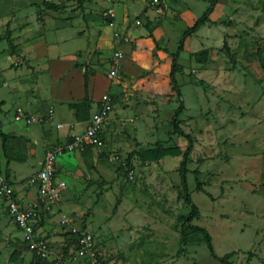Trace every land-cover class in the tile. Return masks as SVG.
I'll return each instance as SVG.
<instances>
[{"label": "rangeland", "instance_id": "rangeland-1", "mask_svg": "<svg viewBox=\"0 0 264 264\" xmlns=\"http://www.w3.org/2000/svg\"><path fill=\"white\" fill-rule=\"evenodd\" d=\"M211 1L0 0V123L12 124L6 130L36 136L52 118L67 122L72 115L62 105L89 97L92 74L95 96L111 89L109 115L115 119L112 126L105 125L101 148L64 151L56 158L54 176L64 183L57 203L38 206L36 194L33 202L25 204L27 196L22 200L27 207L18 204L34 208L32 238L40 242L43 257L0 205V264H91L88 258L74 257L73 229L90 233L96 258L104 264H221L200 234L186 230V244L180 241L190 212L179 176L187 141L172 134L173 115L181 104L178 126L192 141L186 182L199 210L191 225L208 232L218 258L264 264V0H218L208 23L184 40L175 75L181 98L168 79L163 84L154 80L152 72L163 60L136 78L108 77L117 66L120 72L121 61L131 59L122 50L133 43L129 31L143 29L145 34L147 28L156 42L154 59L160 51L170 60L183 32ZM118 9L125 10L120 22ZM124 23L125 29H119ZM104 25L114 29L110 47ZM117 51L122 57L114 67ZM117 87L119 95L114 94ZM101 99H93L90 110ZM32 107L38 111H30ZM17 109L34 120L16 122ZM61 130L62 125L49 126L42 136L57 141ZM65 130L55 147L72 137L71 129ZM49 147H43L45 155ZM1 153L0 144V159ZM21 157L6 158L21 162ZM32 164L37 168L36 161ZM26 174V167L24 177L16 176L9 164L0 167L13 197V187L21 195L35 187H29Z\"/></svg>", "mask_w": 264, "mask_h": 264}, {"label": "crops", "instance_id": "crops-1", "mask_svg": "<svg viewBox=\"0 0 264 264\" xmlns=\"http://www.w3.org/2000/svg\"><path fill=\"white\" fill-rule=\"evenodd\" d=\"M121 12L124 13L125 10H122V11H120L119 9L117 10V14H118L117 17L119 18L118 19L119 22H120V20L122 18L121 17L122 16ZM146 14L148 15L147 12H146ZM126 25L127 24H125L124 26L119 27V29L124 30ZM102 28H103V33L102 34H104V36L106 38V44L108 43L107 47H110L111 44H112V41H113L112 35H113L114 29L111 28L109 25H104ZM117 28H118V26H117ZM143 31H144L143 29L139 30V32L137 30L131 31V32L129 31L128 35H130L131 40H133V43H132L131 46H129V44H126L122 48V50L125 53H129V56L131 57V59H130V61L126 60V61H121L120 62V65H119L120 66L119 67L120 78L124 79V80L126 79L125 77H127V78L129 77V79H130V77H135L136 78V77L139 76V73H140L141 70L142 71H143V69L146 70V69H148V67H149V69H151L152 66L153 67H155V66L157 67V65L159 63V60L160 61L163 60L162 61L163 64L161 66L158 65V68H156L154 70V72H152V74L153 75H155V74L157 75L154 78V80L156 82L161 83V84L166 83L167 79L169 80L168 75H169V72H170L171 59L169 60V58H168L169 56L168 55H164V57L162 55H159L162 52L158 51L157 52L158 55L156 54L157 55V60H155L154 57H153V53H154L155 43L156 42L154 43L153 34H151V32L149 30H147V28L145 30V34L143 33ZM149 35H151V36H149ZM170 54H172V53H170ZM130 69H133L134 71H136V73H130L129 72ZM91 80H92L91 83L88 85V87L86 89V91H88V96H89L88 98L90 99V102H92L93 99L95 100V98H100L101 99L102 96L104 94H106V92L104 91V93L101 92L100 94H98V96H95L94 92H95V87H97V81H96V77L93 76V74H92ZM92 85L94 87V90L92 88ZM111 86H113V84H111ZM150 87L152 88V90L154 92V85H150ZM109 91L111 92V89ZM58 92L59 93L61 92L60 91V87H59V91ZM60 94H63V93H60ZM84 94H85V92L83 91L82 94H80L79 97L84 96ZM114 94L115 95H119L120 94V87H117V89L114 91ZM63 95H65V94H63ZM154 95H156V93H154ZM64 97H66V95ZM64 97H61L58 100H62ZM123 97H125V96H123ZM58 100H55V101L57 102ZM116 100L117 99H115V102L113 103V108H117V106H119V104H117L118 102ZM21 102L22 103H20L21 104L20 106H24L25 105V103H24L25 101L21 100ZM37 106L39 107V109L42 108L43 111L45 110V109H43L44 107H42L43 106L42 104L38 103ZM62 106L64 108H66L67 110H69L68 106L67 107L64 106V105H62ZM38 107H32V109L30 111L36 112V111H38V109H37ZM91 107H92V109L90 110L91 111L90 112L91 113L90 118H91V116H93V114L95 112L98 111L99 104L97 102L92 103ZM48 110H49V108H48ZM48 110L44 111L45 114H47ZM68 112H69L70 115H72V118L70 117L67 122H65V123L56 122L55 123L53 118H52L51 122L48 123L50 127H54L57 124L62 125V130L60 131V134H59V132H56L57 141H59L61 138H63V136H65V133H66L65 129H67V128L69 130L71 129V131L69 132V135L73 136L75 134L82 133L85 130V127L87 125L88 121H84V122L76 121L74 119V116H73L71 110H69ZM110 115L108 116V123L106 125L108 127H110L111 123L114 122L113 120H115V119H113L114 115L112 113ZM11 125H12L11 123L8 124V122H5V121L0 123V127L2 128V132H4V134L8 133L9 136L13 137L12 139L7 141V143H6V148H5L6 149V155H4V152H3V149H2V143H1V140H0L1 150H2V153H1L2 158L0 159V167L2 165L3 166H5V165L8 166V164H9V168L12 171H14L15 175L16 176H21V177H24L22 175V172H23V168L26 167L27 171L29 172V174H26L25 177H28L26 179V180H28L30 177L36 175L41 169L42 163H43L44 158H45L44 157L45 156V154H44L45 151H43V147L44 146L45 147L50 146L49 148L52 149V148L55 147L53 144H55L57 141H55V138L54 139L53 138H49L47 141L44 140L42 135H43L44 130L49 128V126L47 124L45 126H41V130L37 131L36 136H30L28 134L27 135L26 134H19L18 135L17 133L14 134V132L12 130H10L11 132L6 130V129L10 128ZM105 127H104V130H105ZM108 127H107V129H108ZM104 132L105 131H103L102 135H101L102 139H103ZM70 140H71V138L68 139L67 141L63 142V143L65 144L66 142H69ZM6 157H9V158H20L21 157L23 161L15 162V160L12 159V160H9V162H8V159ZM3 161H5V163ZM33 161H36L37 168L34 167L36 165L32 164ZM58 170H59V165L56 162V173H57ZM55 181L56 182H58V181L59 182L60 181L63 182L62 180H59L57 176H55ZM27 187H28V185H27ZM29 187H32V186H29ZM13 189H14V199L17 201V203L21 207H27V206H24V204L22 205V200L26 196H27L28 199H27L25 204L33 202L31 200H34L35 196L37 194L36 187H33L34 191L30 189L28 194L23 193L22 195L19 192V191H21L20 189H19V191H16V189L14 187H13ZM0 205H2L4 207V204H3V202L1 200H0ZM70 251H71V249H69V252Z\"/></svg>", "mask_w": 264, "mask_h": 264}, {"label": "built area", "instance_id": "built-area-1", "mask_svg": "<svg viewBox=\"0 0 264 264\" xmlns=\"http://www.w3.org/2000/svg\"><path fill=\"white\" fill-rule=\"evenodd\" d=\"M158 0H150L151 4L157 3ZM109 17H114L113 11H108ZM137 24H139L137 22ZM115 36H118L115 34ZM127 40L126 37L123 38ZM122 57V52L117 51L113 54V61L117 66L119 59ZM118 68V66H117ZM117 68H113L108 77L110 79H119V71ZM111 107V99L109 94H104L100 101L98 111L89 119L85 130L80 134H75L71 137L69 142H66L63 146H58L47 151L44 161L42 163L40 171L29 178L28 184L35 186L37 189L38 199L36 205L44 206L48 208L50 205L58 202L60 193L64 188V183H58L55 181L54 173L56 172V158L60 156L64 151L71 152L77 150H84L87 148H101L102 147V132L105 125L108 123V115ZM48 116L53 115L51 109L47 112ZM14 120L16 122L23 121L25 124H29L34 118L24 113L21 109H17ZM0 200L3 202L5 208L9 214L14 217L15 223L18 225L21 231L30 239V248L39 250V254L43 257L42 247L40 242H37L33 236V228L31 227L32 221L35 218L34 208H21L17 201L13 197L12 188L0 177ZM74 237V257L88 258V262L91 264H103L102 260L98 261L93 249V240L89 232L84 230L71 231ZM73 251H70L71 254ZM87 262V263H88Z\"/></svg>", "mask_w": 264, "mask_h": 264}, {"label": "trees", "instance_id": "trees-1", "mask_svg": "<svg viewBox=\"0 0 264 264\" xmlns=\"http://www.w3.org/2000/svg\"><path fill=\"white\" fill-rule=\"evenodd\" d=\"M81 2V0H79ZM218 2V0H212L209 4V7L205 10V12L193 23L191 27L186 29L180 41L178 42V47L176 49L175 53L170 54V72L168 75L169 78V85L171 87V90L176 94V97L181 98V93L179 90L178 83L176 81L175 75L180 71V65L178 64V56L180 52H182L183 49V44L184 40L187 37L192 36L195 32H197L203 25L208 23L209 19V14L211 13L212 9L214 8L215 4ZM47 9L53 10L52 5H47ZM150 34V33H149ZM151 36V35H149ZM10 37L7 38V43L10 46L11 51L15 48ZM85 78L87 79V76L85 74ZM85 79V83H86ZM90 100L87 96H84L83 100L80 103H72L68 105L69 110L73 111V116L76 121L79 122H84L88 121L90 118ZM183 110V105L181 104L176 112L173 115V122H172V134H179L180 136L184 137L187 141V147L185 148L183 155H182V160L180 163V168H179V176H180V183H181V189L183 192V200L185 205L190 209V212L184 217L183 219V224H182V231H181V236H180V241L183 245L186 244V236H185V231L186 230H191L194 233L200 234L203 237L204 242L206 243V246L208 250L210 251V255L214 259H218L221 264H231L226 256L218 258L216 254L213 251L212 244H211V238L208 234V232L201 228L197 227L195 225H191L192 220L197 219L199 216V210L198 208L194 205V203L191 200V197L188 193V187H187V182H186V162L188 160L190 151L192 149V141L189 137V135L184 134L181 129L178 126L177 122V116L182 112ZM0 139L2 143V149L4 152V155H6V143L10 139V137L0 131ZM197 190L199 192H204V190L200 187L199 184H197ZM72 236V234H70ZM74 241V239H73ZM75 242V241H74ZM104 264V263H103Z\"/></svg>", "mask_w": 264, "mask_h": 264}]
</instances>
